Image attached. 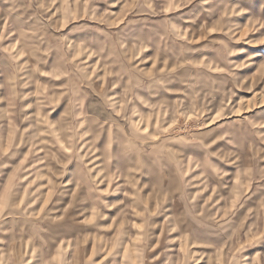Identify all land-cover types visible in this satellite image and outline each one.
<instances>
[{"label": "rangeland", "instance_id": "1", "mask_svg": "<svg viewBox=\"0 0 264 264\" xmlns=\"http://www.w3.org/2000/svg\"><path fill=\"white\" fill-rule=\"evenodd\" d=\"M0 264H264V0H0Z\"/></svg>", "mask_w": 264, "mask_h": 264}, {"label": "crops", "instance_id": "2", "mask_svg": "<svg viewBox=\"0 0 264 264\" xmlns=\"http://www.w3.org/2000/svg\"><path fill=\"white\" fill-rule=\"evenodd\" d=\"M252 5H253V4L250 3L249 7L252 6ZM250 9L252 10V8H250ZM81 49H83L84 51H86V54H87V56H88V54H89L90 52L87 51V48H84L83 46H81ZM44 53H45V52H43V56H42L43 61H46V62H48V63L55 62V57H56L55 50L51 51V53H52L53 56L46 57V56L44 55ZM39 62H41V61H39ZM96 78H97L96 82L99 81V80H102V82H103V83H100V85L97 84V85L94 86L95 89H96L97 97H99L101 94H102V95H103V94H106V95H110V94H111L110 96H112V94L117 93V91L114 90V86H113V84L115 83V81L118 83L117 78H108V79L106 78V79L108 80L107 84H108V86H109V87L107 88V90H103V87H102L103 84H105L103 75H101V74H97V75H96ZM91 80H92V79H90V81H91ZM98 86H99V89H97ZM101 87H102V88H101ZM100 88H101V89H100ZM84 90H85V89H84ZM86 90H89V89H86ZM119 91H120V90H119ZM139 93L142 94L143 92L139 91ZM150 168H152V166H151Z\"/></svg>", "mask_w": 264, "mask_h": 264}]
</instances>
